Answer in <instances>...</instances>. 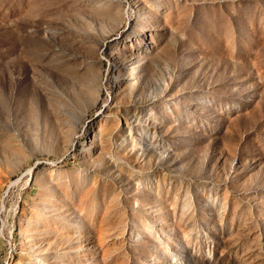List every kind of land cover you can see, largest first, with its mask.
I'll list each match as a JSON object with an SVG mask.
<instances>
[{
	"label": "rangeland",
	"instance_id": "1",
	"mask_svg": "<svg viewBox=\"0 0 264 264\" xmlns=\"http://www.w3.org/2000/svg\"><path fill=\"white\" fill-rule=\"evenodd\" d=\"M0 250L264 264V0H0Z\"/></svg>",
	"mask_w": 264,
	"mask_h": 264
},
{
	"label": "built area",
	"instance_id": "2",
	"mask_svg": "<svg viewBox=\"0 0 264 264\" xmlns=\"http://www.w3.org/2000/svg\"><path fill=\"white\" fill-rule=\"evenodd\" d=\"M9 255V253L7 255H5L2 250H0V264L2 263V261H5L7 256Z\"/></svg>",
	"mask_w": 264,
	"mask_h": 264
},
{
	"label": "bare ground",
	"instance_id": "3",
	"mask_svg": "<svg viewBox=\"0 0 264 264\" xmlns=\"http://www.w3.org/2000/svg\"><path fill=\"white\" fill-rule=\"evenodd\" d=\"M19 244L20 245H24L25 244V240L23 239V237H20Z\"/></svg>",
	"mask_w": 264,
	"mask_h": 264
}]
</instances>
